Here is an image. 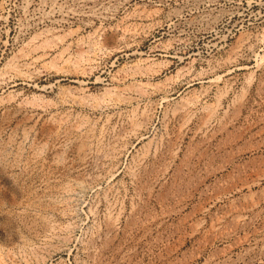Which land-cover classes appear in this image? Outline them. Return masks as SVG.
Returning <instances> with one entry per match:
<instances>
[{"label":"rangeland","instance_id":"374dc122","mask_svg":"<svg viewBox=\"0 0 264 264\" xmlns=\"http://www.w3.org/2000/svg\"><path fill=\"white\" fill-rule=\"evenodd\" d=\"M0 264H264V0H0Z\"/></svg>","mask_w":264,"mask_h":264},{"label":"bare ground","instance_id":"6f19581e","mask_svg":"<svg viewBox=\"0 0 264 264\" xmlns=\"http://www.w3.org/2000/svg\"><path fill=\"white\" fill-rule=\"evenodd\" d=\"M262 150V149H261ZM253 153V152H252ZM259 181H254L252 184H249V186H252L255 183H258Z\"/></svg>","mask_w":264,"mask_h":264}]
</instances>
